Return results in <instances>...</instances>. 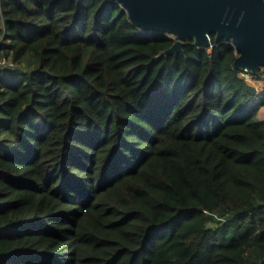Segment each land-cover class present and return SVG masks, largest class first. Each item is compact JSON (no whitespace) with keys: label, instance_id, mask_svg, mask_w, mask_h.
<instances>
[{"label":"trees","instance_id":"trees-1","mask_svg":"<svg viewBox=\"0 0 264 264\" xmlns=\"http://www.w3.org/2000/svg\"><path fill=\"white\" fill-rule=\"evenodd\" d=\"M215 36L165 55L116 0H0V264L264 258V91Z\"/></svg>","mask_w":264,"mask_h":264},{"label":"water","instance_id":"water-1","mask_svg":"<svg viewBox=\"0 0 264 264\" xmlns=\"http://www.w3.org/2000/svg\"><path fill=\"white\" fill-rule=\"evenodd\" d=\"M116 1L143 30L174 36V44L162 54H184L188 39L209 47L214 33L216 41H232L237 69L257 73L264 68V0ZM258 264H264V258Z\"/></svg>","mask_w":264,"mask_h":264},{"label":"built area","instance_id":"built-area-1","mask_svg":"<svg viewBox=\"0 0 264 264\" xmlns=\"http://www.w3.org/2000/svg\"><path fill=\"white\" fill-rule=\"evenodd\" d=\"M16 66H17L16 62L14 61L12 56L0 55V70H2V69H13ZM245 73H247V74H249V76L253 77V73L251 71L244 70V76H245ZM261 78L264 80V72H262Z\"/></svg>","mask_w":264,"mask_h":264},{"label":"rangeland","instance_id":"rangeland-1","mask_svg":"<svg viewBox=\"0 0 264 264\" xmlns=\"http://www.w3.org/2000/svg\"><path fill=\"white\" fill-rule=\"evenodd\" d=\"M173 36V35H172ZM244 78L251 84H253L260 93H262L264 91V80L261 77H252L249 76V74L245 73ZM259 116V115H258ZM260 118H262L261 116H259ZM264 119V118H263Z\"/></svg>","mask_w":264,"mask_h":264},{"label":"bare ground","instance_id":"bare-ground-1","mask_svg":"<svg viewBox=\"0 0 264 264\" xmlns=\"http://www.w3.org/2000/svg\"><path fill=\"white\" fill-rule=\"evenodd\" d=\"M260 115L264 117V107L261 109Z\"/></svg>","mask_w":264,"mask_h":264}]
</instances>
